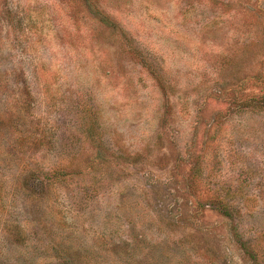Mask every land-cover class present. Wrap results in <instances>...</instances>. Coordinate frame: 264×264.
<instances>
[{"label":"rangeland","instance_id":"obj_1","mask_svg":"<svg viewBox=\"0 0 264 264\" xmlns=\"http://www.w3.org/2000/svg\"><path fill=\"white\" fill-rule=\"evenodd\" d=\"M0 264H264V0H0Z\"/></svg>","mask_w":264,"mask_h":264}]
</instances>
